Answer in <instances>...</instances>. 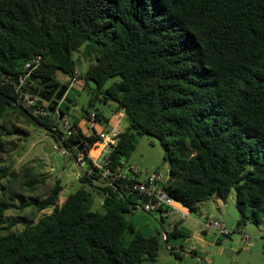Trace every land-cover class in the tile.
I'll use <instances>...</instances> for the list:
<instances>
[{
	"label": "trees",
	"instance_id": "trees-1",
	"mask_svg": "<svg viewBox=\"0 0 264 264\" xmlns=\"http://www.w3.org/2000/svg\"><path fill=\"white\" fill-rule=\"evenodd\" d=\"M33 60L17 90L13 80ZM76 79L95 88L92 110L69 121L70 134L56 112L34 115L18 102L40 82L70 87ZM97 102L113 103L127 124L108 154L111 173L132 164L139 137L152 136L168 165L162 189L175 202L198 214L235 190L237 225L262 222L264 0H0V264H154L163 242L183 235L147 236L125 220L146 200L123 187L137 176L110 184L90 163L82 187L59 204L60 179L30 163L13 168L23 124L51 134L67 159L87 154L110 127ZM92 113L102 128L86 135L80 122ZM95 180L105 183L101 211L92 210Z\"/></svg>",
	"mask_w": 264,
	"mask_h": 264
},
{
	"label": "rangeland",
	"instance_id": "rangeland-1",
	"mask_svg": "<svg viewBox=\"0 0 264 264\" xmlns=\"http://www.w3.org/2000/svg\"><path fill=\"white\" fill-rule=\"evenodd\" d=\"M77 58V53L73 54ZM88 62L81 60L80 71L85 73ZM58 79L61 81L62 77L59 74ZM118 77L110 78L106 81L104 88L110 86L112 83L118 81ZM84 81L76 79L66 93V98L71 102L67 105L68 108L62 106V112H65L67 121H73L74 118L80 117V109L86 107L89 111L92 107H88V100L90 98V89L95 88V85L90 81L88 87H83ZM95 109L102 112L107 117L113 119L114 104L102 105L97 102ZM121 120L118 123L120 130L126 127V120L122 113ZM26 129L27 135L22 136V140L17 142V148L11 152V160L13 168L19 170L27 163L34 165L37 171L47 172L50 180L60 179L64 189L59 196V204L62 203L69 193H72L82 187L78 181L80 174L88 170V165L79 166L75 162L69 163L65 156H60L58 153L60 149L57 142L51 134L45 132L35 125H21ZM91 124L82 120L80 127L84 134L91 133ZM98 129V128H97ZM101 147L92 148L95 152L92 156H96ZM90 151V152H91ZM91 155V154H90ZM130 161L139 168L138 181H144L148 176L155 172H161L163 169V149L156 138L148 135H142L138 138V143L135 151L131 155ZM89 171H91L89 169ZM102 195L93 197L92 210L101 211L100 199ZM235 190H232L226 202H222L216 197L200 205L198 214L188 213L191 218L203 223L208 211L205 209L206 205L214 202L219 205V210L215 207L212 215L215 219L222 220L228 230L235 231L230 236H221L217 231L209 229L204 234L198 233L200 239L192 238L185 239L184 235L180 237L170 238L166 243L163 242L162 248L159 251L154 264H264V219L259 225L248 223L245 226H238V214L235 207ZM137 204H142L140 200ZM174 205H181L174 202ZM51 209L43 211V214H50ZM211 214V213H210ZM125 220L132 224L136 230H141L144 235H154L155 228L161 232L160 218L158 213H144L139 209H134L131 212L124 214ZM196 230H199L202 225L196 224ZM167 229V223L165 224ZM203 228V227H202ZM242 230L249 237L247 244L243 243L241 233L237 230ZM18 230H21L19 228ZM190 230V228L188 229ZM192 231V229H191ZM191 234V233H190ZM182 248V249H180ZM174 249V250H172ZM176 252L177 255L170 254L169 251Z\"/></svg>",
	"mask_w": 264,
	"mask_h": 264
},
{
	"label": "built area",
	"instance_id": "built-area-1",
	"mask_svg": "<svg viewBox=\"0 0 264 264\" xmlns=\"http://www.w3.org/2000/svg\"><path fill=\"white\" fill-rule=\"evenodd\" d=\"M37 63V60H33L25 66V69H27L28 72L25 75L17 78V83L19 85L16 87L17 90L24 84L26 79L29 77V72L33 69L32 66L35 67ZM37 101L38 99L36 97L29 96L24 93H22L20 95V98L18 99V102L23 105L24 108L31 109L34 115H45L49 113L48 111L44 112L43 107H46L45 105H43L42 108L36 107ZM121 116V113L113 114L112 117L116 123L111 125L106 131L99 132V143H97L93 147L95 149L101 147L100 151L96 156L93 157L92 155H90V150L87 154L79 153L76 157V163L80 164L81 167L86 164L87 160H90V163H92L93 167L101 172L102 181L108 180L110 184L119 179L130 182L132 178L140 174L138 166L134 164L128 165V167L121 174L111 173L109 169L106 168L108 164V154L110 153V150H112V147L115 145L117 137L121 132L118 126V123L121 120ZM87 122L91 124L89 129L90 131H92L93 129H97L98 124L96 123L94 113L90 115V118ZM59 126L63 129L66 134H70V132H72L73 130L72 123L67 121L66 117L59 119ZM60 152L63 154V156L70 155L65 150H60ZM162 179L163 173L157 172L148 176L144 181H137L135 184H133L132 187H129L128 184L123 185V187L127 190L136 191L139 195L146 199L141 204V206L138 207L139 210H141L142 212L165 213L168 212L171 208H173L175 201L162 189V187L159 188L157 186L162 181ZM183 218L184 217H182V219ZM201 225L204 230L213 229L217 231L218 234L221 236H230L235 231L234 229L228 230L222 220L215 219L209 216L205 217ZM237 232L241 233L243 243L247 244L249 242V237L244 232L242 233V230L240 229H238Z\"/></svg>",
	"mask_w": 264,
	"mask_h": 264
},
{
	"label": "crops",
	"instance_id": "crops-1",
	"mask_svg": "<svg viewBox=\"0 0 264 264\" xmlns=\"http://www.w3.org/2000/svg\"><path fill=\"white\" fill-rule=\"evenodd\" d=\"M115 123L116 122L111 118V120L109 122V126H111ZM97 128H102V127H100L98 125ZM210 204L211 203L206 205L205 209L208 212L206 214H203V216H205V217L209 216V217L214 218L212 213H214L213 211H215V208L217 210H219V205L217 202L212 203V204H214L213 206H211ZM137 209H139L138 206H137ZM188 213H190V212L185 207H183L182 205H173V208H171L168 212H165V213L164 212H158L159 218H160V226H161L162 231L158 232V229L155 228L154 235H156L158 233H161L164 235V232H172L175 229H177L178 232H181L183 235H189L187 238L188 241L191 240L192 238L200 239V237H198L199 236L198 233L204 234V233H206L207 230H204L202 227L199 230H196L195 229L197 226L196 224H199L201 226V223H199L198 221L191 218ZM182 217H184V218L182 219ZM166 223H167V229L165 228ZM189 228H190V230H188ZM191 229H192V231H191ZM139 231H141V230H139Z\"/></svg>",
	"mask_w": 264,
	"mask_h": 264
},
{
	"label": "water",
	"instance_id": "water-1",
	"mask_svg": "<svg viewBox=\"0 0 264 264\" xmlns=\"http://www.w3.org/2000/svg\"><path fill=\"white\" fill-rule=\"evenodd\" d=\"M32 68H34V66H32ZM77 69H78V73H81L80 69H79V64H77ZM13 82L15 83L16 86H19L17 83V80H13ZM69 87L66 85H60L57 84L55 85L53 88H47L44 91H39L38 89H35L32 96L36 97L38 99L36 107H40L42 108L43 106V102L45 103H49L50 99L53 97V101L50 102V104L47 107V111L50 114L53 113H57L59 115V119H62L64 117V113L62 111H57V107L59 102L63 101L66 105H71V102L68 101V99L66 98V93L68 92ZM81 111L83 110V107L80 109ZM82 150V148L80 147L78 149V151L80 152ZM60 156H62L63 154L61 152L58 153ZM67 158V157H66ZM67 161L69 163H71L72 161L76 163V158L71 157L70 159L68 158ZM90 164V160H87L86 165ZM79 166H81L80 164H78ZM168 165H165L163 167V169L161 170V172L163 173V179L162 181L157 185L159 188H161L163 186V183L166 181L167 177H168ZM95 183H97L100 187L95 186L94 187V191L96 192V195H102L103 194V190L102 187L105 185L104 182H102L101 180H95ZM174 250V249H172Z\"/></svg>",
	"mask_w": 264,
	"mask_h": 264
},
{
	"label": "flooded vegetation",
	"instance_id": "flooded-vegetation-1",
	"mask_svg": "<svg viewBox=\"0 0 264 264\" xmlns=\"http://www.w3.org/2000/svg\"><path fill=\"white\" fill-rule=\"evenodd\" d=\"M53 87L54 86L48 84V81H44V82H40L39 85L37 86V88H35V89H38L39 91H44L47 88H53ZM52 101H53V97L50 99V102H52ZM50 102L49 103L43 102V105H45L46 107H48V105L50 104ZM62 106H64V102L63 101L59 102L58 107H57V111H62L61 110ZM65 108H68V106H66Z\"/></svg>",
	"mask_w": 264,
	"mask_h": 264
},
{
	"label": "bare ground",
	"instance_id": "bare-ground-1",
	"mask_svg": "<svg viewBox=\"0 0 264 264\" xmlns=\"http://www.w3.org/2000/svg\"><path fill=\"white\" fill-rule=\"evenodd\" d=\"M94 153H95V152H93V154H94ZM93 154H92V155H93Z\"/></svg>",
	"mask_w": 264,
	"mask_h": 264
}]
</instances>
